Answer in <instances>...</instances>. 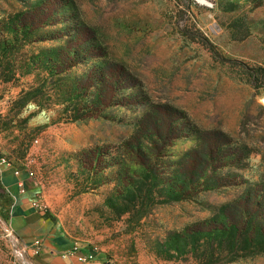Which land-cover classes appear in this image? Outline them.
<instances>
[{
    "label": "rangeland",
    "instance_id": "rangeland-1",
    "mask_svg": "<svg viewBox=\"0 0 264 264\" xmlns=\"http://www.w3.org/2000/svg\"><path fill=\"white\" fill-rule=\"evenodd\" d=\"M263 98L264 0H0V156L83 254L264 264L217 230L264 224Z\"/></svg>",
    "mask_w": 264,
    "mask_h": 264
},
{
    "label": "crops",
    "instance_id": "crops-1",
    "mask_svg": "<svg viewBox=\"0 0 264 264\" xmlns=\"http://www.w3.org/2000/svg\"><path fill=\"white\" fill-rule=\"evenodd\" d=\"M36 190L26 169L0 164V193L9 201L5 218L7 229L27 247L38 241L42 264H80L73 257L62 255L74 242L33 206L32 202L38 198ZM83 264L111 263L98 254L93 261Z\"/></svg>",
    "mask_w": 264,
    "mask_h": 264
},
{
    "label": "trees",
    "instance_id": "trees-1",
    "mask_svg": "<svg viewBox=\"0 0 264 264\" xmlns=\"http://www.w3.org/2000/svg\"><path fill=\"white\" fill-rule=\"evenodd\" d=\"M185 190L183 189V193ZM184 197V196H183ZM0 201L2 206L8 205L9 201L3 194L0 193ZM6 218V216H5ZM252 223L255 225L252 227ZM219 227L218 234L220 242L227 241L234 251H248L254 253L257 249L264 251V224L255 222V218L248 219L241 216L227 218L222 217L218 221ZM258 229L255 231L254 229ZM244 242L246 246L240 247L239 245ZM262 247V248H261Z\"/></svg>",
    "mask_w": 264,
    "mask_h": 264
},
{
    "label": "built area",
    "instance_id": "built-area-1",
    "mask_svg": "<svg viewBox=\"0 0 264 264\" xmlns=\"http://www.w3.org/2000/svg\"><path fill=\"white\" fill-rule=\"evenodd\" d=\"M263 101H264V98H263ZM0 164L5 165V166H11V164L7 160H5L3 157L0 158ZM14 172L18 173V170L15 169ZM32 204L37 209V211L43 213V208L37 200L33 201ZM32 247L35 253H38V251L41 252V246L39 245L38 241H35ZM62 255L65 257H73L80 264L91 262L96 257V254H94L92 251H89L86 254L81 253L78 246L75 244V242L73 243L72 247L66 252H63Z\"/></svg>",
    "mask_w": 264,
    "mask_h": 264
}]
</instances>
